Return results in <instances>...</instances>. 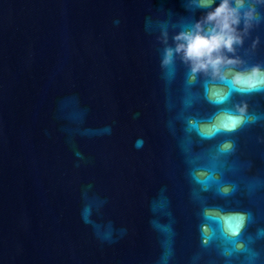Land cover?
Wrapping results in <instances>:
<instances>
[{
  "label": "water",
  "instance_id": "water-1",
  "mask_svg": "<svg viewBox=\"0 0 264 264\" xmlns=\"http://www.w3.org/2000/svg\"><path fill=\"white\" fill-rule=\"evenodd\" d=\"M256 10L240 67L264 68ZM202 11L0 0V264H264V89L212 103L218 82L161 65ZM233 213L244 226L225 237Z\"/></svg>",
  "mask_w": 264,
  "mask_h": 264
},
{
  "label": "clouds",
  "instance_id": "clouds-1",
  "mask_svg": "<svg viewBox=\"0 0 264 264\" xmlns=\"http://www.w3.org/2000/svg\"><path fill=\"white\" fill-rule=\"evenodd\" d=\"M196 8L202 9V14L190 25L181 28L171 37L173 44L166 46L163 51L161 65L171 67L174 59L180 60L188 66L189 82L200 73L208 76L217 91L213 92L212 103H222L230 95V91L251 92L264 89V68L260 65L240 67L244 62L235 55L236 47L243 43V37L252 25L259 21L256 4H264V0H191ZM165 42L168 33H161ZM256 41H253L255 44ZM232 54V55H229ZM226 86V87H224ZM246 106L238 109L241 115H233L226 110L224 113L223 130H234L242 122ZM203 135V133H201ZM142 143L137 141L138 147ZM230 148L225 143L222 149ZM209 177L199 182L204 184ZM226 220L217 221L225 237L237 236L244 226V213L227 214ZM207 220H215L206 211ZM87 222V221H85ZM202 242L210 238V231L202 225ZM236 249L242 247L234 244Z\"/></svg>",
  "mask_w": 264,
  "mask_h": 264
}]
</instances>
